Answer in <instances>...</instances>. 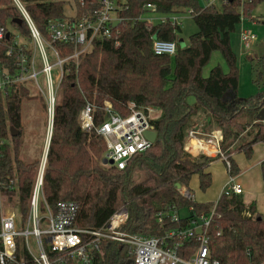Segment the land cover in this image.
<instances>
[{"label": "trees", "instance_id": "1", "mask_svg": "<svg viewBox=\"0 0 264 264\" xmlns=\"http://www.w3.org/2000/svg\"><path fill=\"white\" fill-rule=\"evenodd\" d=\"M21 1L46 37L50 20L74 13L81 18L99 6L98 0H73L76 9L68 15L65 6L69 0ZM118 1L123 6L119 13L122 19L116 27L119 32L113 29L112 37L95 38L78 64L70 61L65 65L43 178L47 203L55 209L60 201L77 202L76 222L82 227L102 225L121 205L127 204L129 219L125 229L147 236H158L177 226L168 219L160 223L157 220L160 211L193 205L197 213L209 214L215 207L206 231L213 258L220 264H259L264 261V214L258 211L256 200L246 203L242 193L233 192L221 194L216 203L197 202L182 195L176 183L190 189L189 181L197 174L202 190L212 185L208 167L219 156L193 155L185 149L188 131L197 126L201 117L204 119L201 130L220 129L223 136L220 148L230 157L233 175L240 172V167L231 153L237 149L251 157L254 145L264 142V122L258 118L264 107V92L238 99L239 73L230 40L236 25L243 17H251L252 10L264 0H227L221 8L217 4L203 6L199 0ZM148 3L166 15L191 10L198 31L185 46L177 41L173 56L156 54L153 39L175 40L180 25L170 20L154 23L138 19L148 11L145 7ZM15 18L23 19L14 0H0V24L9 32V37L0 43V66L10 72L18 67L20 53L27 51L25 44H15L16 35L20 33L30 39L26 21L23 19L19 24ZM10 25L19 33L12 32ZM53 44L62 57L74 50L71 43ZM215 50L222 52L229 70L216 65L205 76L203 68ZM259 60L263 65L261 77L264 56ZM27 94L24 86L5 94L0 92V137L6 140L1 148L0 171L4 177H17L18 190L7 193L23 216L28 213L39 165L36 158L22 157V99ZM105 100H110L115 111L124 116L129 113L131 102L137 106L151 104L161 110L151 120L157 132L155 142L134 156L124 170L104 166L101 160L107 149L105 139L95 129L81 127V111L88 102L94 104V124L104 122ZM244 114L250 118L246 122L239 120ZM249 125L256 129L231 149ZM11 127L20 133L13 136ZM262 166L264 169V161ZM182 223L187 224L188 217H183ZM198 245L196 240H188L179 253L189 257ZM69 264L76 263L70 260ZM93 264L135 262L128 244L105 240L95 252Z\"/></svg>", "mask_w": 264, "mask_h": 264}, {"label": "built area", "instance_id": "2", "mask_svg": "<svg viewBox=\"0 0 264 264\" xmlns=\"http://www.w3.org/2000/svg\"><path fill=\"white\" fill-rule=\"evenodd\" d=\"M199 1L203 6L217 3V0ZM14 2L28 24L31 43L28 45L24 40L20 41L18 34L16 35L15 44H25L27 51L20 53L17 61L18 67L14 72L0 66V92L5 94L13 88L22 86L28 88L33 85L37 93L45 99L47 110L50 113L49 134L51 135L65 65L70 61L78 64L80 57L91 49L95 38L113 36V29H116L122 19L119 13L123 6L118 0H98L99 6L81 18L74 13L72 16L50 20L47 26L49 37H46L35 24L23 2L21 0H14ZM145 7L147 10L155 11L154 5L150 3ZM189 11L191 12L190 9ZM173 14L176 13L166 15L158 22L170 20L172 24L180 25L179 18ZM138 19L152 22L145 14ZM117 20L119 23L115 25L114 22ZM115 31L119 32L117 29ZM6 33L5 27L0 24V43L6 37ZM256 39L257 36L254 33H249L245 28L242 29V40L246 46L249 47ZM54 41L73 44V52L62 57L53 44ZM119 44L117 40L116 46ZM46 45L57 56L55 63L49 62L45 50ZM38 50L42 53L41 67L36 59ZM153 50L156 54L173 56L177 52V40L154 38ZM11 53L12 47L9 50V54ZM54 65H58L60 69L56 79L52 76ZM40 73L45 76L46 83L43 86L39 80ZM93 109L94 104L91 102L85 105L80 115L81 127L83 129L93 128L105 139L107 149L101 160L104 166L124 170L134 156L143 153L154 143L144 135V131L155 130L151 120L158 117L157 107L137 106L131 102L129 113L124 116L115 111L110 100H105L103 108L105 120L100 125L94 124ZM260 121L264 122V119ZM217 132L218 134L212 137L214 142L219 143L223 136L221 131ZM188 138L189 134L186 149L189 147L191 149ZM5 143L6 140L0 137V159L2 157L1 148ZM48 149L47 145L38 165L26 216H23L18 204H14L7 193V191L16 192L18 190L17 177H4L0 171V264H69L70 260L76 264H93L94 254L100 250L105 240L128 244L134 255L135 264H220L219 260L211 255L209 238L206 233L215 213V207L209 214H199L193 205H190L187 224L182 223V216L175 206L160 211L157 214V220L160 223L168 219L176 222L177 226L158 236H147L125 229L129 219L127 204L121 205L105 223L98 227L77 225L79 204L75 201H60L57 207L52 209L43 191ZM216 153L220 154L230 173L232 169L230 157L221 152L220 148L216 150ZM180 191L186 198L195 200L193 193L187 187H181ZM233 192L243 194L244 189L236 182V175L230 173L223 193ZM192 239L198 242V248L191 256H182L179 249L186 241ZM31 242H34L36 250L32 249ZM259 264H264V261Z\"/></svg>", "mask_w": 264, "mask_h": 264}, {"label": "rangeland", "instance_id": "3", "mask_svg": "<svg viewBox=\"0 0 264 264\" xmlns=\"http://www.w3.org/2000/svg\"><path fill=\"white\" fill-rule=\"evenodd\" d=\"M223 1L224 0H217V6L221 8L222 5L226 3H224ZM75 9L76 8L74 6V1L69 0L65 6V12L68 15H71L74 13ZM239 10L242 11V8L240 7ZM144 14L154 23H157L160 19L166 17V14L153 10H148ZM173 15L177 16L180 21V29L176 31V40L178 42H180L181 40L184 41L185 46L186 44H188L190 36L198 31V26L194 20L193 15L189 10H184ZM9 27L12 32H15L16 34L19 33L18 29L14 26L10 25ZM243 28L247 29L249 33H254L257 36L255 42L252 43L249 47L246 46L244 41L242 40ZM19 34L18 38L20 39V41L24 40L28 45L31 43L28 37L26 38L25 36ZM230 40L231 47L236 54L239 73V85L237 90L238 99H246L256 95L259 92H264V74L261 75V77L259 75L260 72L263 71V65H261L259 59L264 56V2L257 4V6L251 12V17L242 18L241 22L236 25L234 31L231 32ZM45 50L49 62L55 63L57 61V56L52 51V49L48 45H46ZM41 56L42 53L40 50H38L36 54V59L40 67ZM216 65H221V67L225 71L229 70L228 63L220 50L213 51L209 62L203 68V74L205 76H208L210 74L211 69ZM59 70L60 69L58 65H54V67L52 68V76L54 79H56ZM39 80L42 86L46 83L45 76L43 73L39 74ZM27 89L28 94L22 99L23 131L21 138L24 142L22 149V157L25 160L36 158L40 162L45 147L48 145L47 139L50 130V113L46 109V102L44 97L37 93V89L33 85L28 87ZM158 110L156 109V112L159 116L161 110L159 108ZM247 115L248 114H244L240 117L239 120L242 122H246V120L250 119ZM203 123L204 119L203 117H201L197 122V126L191 128L188 131V134L190 131H192L193 134L200 139V144H202L201 142L204 141H212V136L214 134H218L217 131H220V129L217 128H213L210 132L203 131L200 128V125H203ZM254 129H256L254 126L249 125L244 132L240 133L239 137L235 140L234 144L231 145V149H233L236 144L243 143L249 137L248 132ZM199 143L197 142L191 145V151L187 149L186 150L191 152L193 155H198L200 153H204L205 155H207L206 152H210V150H212L207 143L206 144L210 148L208 147L207 149H200ZM209 152L208 154H212ZM221 152L225 154L222 149ZM238 152L239 150L235 149L232 153ZM217 155H219L220 157V154L217 153ZM263 156L264 142H260L254 147V153L251 157H248L243 151L239 152L234 157L235 161L242 169L247 164H251L248 170L244 171V173L241 174L240 181L242 182L245 188L244 196L250 195L255 197V200L260 209H264V169L262 166V161H258V159ZM210 172L213 176V182L212 185L206 190H202L200 188L199 179L197 175H193L189 181L188 187L195 192L197 201L199 202H215L216 200H218L223 190V187L225 186V182H227L228 178L230 177V173L228 172L227 166L223 160L214 161L210 166ZM181 212L184 213L185 210L182 209ZM31 246L33 250H36L34 242H31Z\"/></svg>", "mask_w": 264, "mask_h": 264}, {"label": "crops", "instance_id": "4", "mask_svg": "<svg viewBox=\"0 0 264 264\" xmlns=\"http://www.w3.org/2000/svg\"><path fill=\"white\" fill-rule=\"evenodd\" d=\"M20 35V34H19ZM52 125H53V123H52ZM204 141V140H203ZM205 143H206V141H204ZM209 142H214V140L212 139V141H209ZM260 143V142H259ZM258 143H256L255 145H254V147L257 145ZM49 146V145H48ZM218 148H220V142L219 143H217V142H214V144H213V149H214V151H213V153L212 154H208L207 152V156H213V155H217V153H216V150L218 149ZM185 149H186V143H185ZM187 150H190V147H189V149H187ZM191 151V150H190ZM206 151V150H205ZM214 153H216V154H214ZM239 153V152H238ZM238 153H231V156L234 158L235 156H236V154H238ZM254 153V152H253ZM219 156V155H218ZM217 160H219V161H221L222 159H221V157H217L216 159H214L213 161H211V163L209 164V167H208V170L210 171V166H211V164L214 162V161H217ZM258 161H264V156L263 157H261L260 159H258ZM255 163V162H254ZM253 163V164H254ZM250 165L251 164H247L243 169L242 168H240V172L236 175V182L237 183H239L242 187H243V189H244V193H245V188H244V185L242 184V182L240 181V179H241V174H243L244 173V171H246V170H248V168L250 167ZM240 167V166H239ZM194 175H197V174H194ZM197 177H198V175H197ZM199 179V178H198ZM263 181H264V174H263ZM225 184H226V182H225ZM224 184V185H225ZM225 187V186H224ZM224 187H223V190H224ZM191 191H192V193H193V195H194V199H195V201H197V198H196V194H195V192L192 190V189H190ZM223 190H222V192H221V194L223 193ZM244 193H243V195H244ZM221 194H220V196H221ZM220 196H219V198H220ZM218 198V199H219ZM244 200H245V202L246 203H250L252 200H255V197H253V196H250V195H247V196H244ZM218 200H216L214 203H216ZM197 202H199V201H197ZM182 209H184L185 210V212L184 213H182L181 211H182ZM257 209H258V211L259 212H261L262 214H264V209H260L259 208V206H258V204H257ZM179 212H180V215L182 216V218L183 217H188L189 215H190V211H189V208H181V209H179Z\"/></svg>", "mask_w": 264, "mask_h": 264}, {"label": "water", "instance_id": "5", "mask_svg": "<svg viewBox=\"0 0 264 264\" xmlns=\"http://www.w3.org/2000/svg\"><path fill=\"white\" fill-rule=\"evenodd\" d=\"M22 20H23L22 18H15V19H14V21L18 22L19 24L22 23ZM118 23H119L118 20L114 22L115 25L118 24ZM6 36L9 37V32L6 33ZM179 44H180L181 46H184V41L181 40V41L179 42ZM258 118H259V120L264 119V107L260 110V112H259V114H258ZM19 133H20V131H19L18 129L15 130L13 127H11V134H12L13 136L18 135ZM144 135H145L148 139H150L152 142H155V140H156V138H157V132H156L155 130H152V129H147V130H145V131H144ZM263 174H264V172H263ZM176 187H177L178 189H181L182 186H181L180 183H176Z\"/></svg>", "mask_w": 264, "mask_h": 264}, {"label": "bare ground", "instance_id": "6", "mask_svg": "<svg viewBox=\"0 0 264 264\" xmlns=\"http://www.w3.org/2000/svg\"><path fill=\"white\" fill-rule=\"evenodd\" d=\"M188 141H189L188 144H190L189 146H191V145H193L194 143H197V142L199 143V142H200V139L197 138L195 135H193L192 131H190V132H189V138H188ZM201 143H202V144L199 143V144H200V149H201V148H203V149H207V148L210 146L211 149L214 151V149H213V144H214V142H206L209 146H208L205 142H201ZM210 147H209V148H210ZM208 152H209V151H208ZM209 153H210V152H209Z\"/></svg>", "mask_w": 264, "mask_h": 264}, {"label": "flooded vegetation", "instance_id": "7", "mask_svg": "<svg viewBox=\"0 0 264 264\" xmlns=\"http://www.w3.org/2000/svg\"><path fill=\"white\" fill-rule=\"evenodd\" d=\"M53 130V129H52ZM52 130H51V135L48 133V139H47V144L50 145L51 141V136H52Z\"/></svg>", "mask_w": 264, "mask_h": 264}]
</instances>
